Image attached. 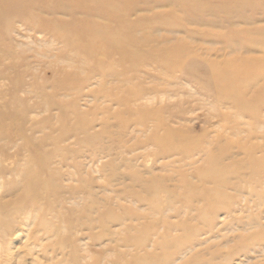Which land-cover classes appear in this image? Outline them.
Returning a JSON list of instances; mask_svg holds the SVG:
<instances>
[{
  "label": "rangeland",
  "instance_id": "obj_1",
  "mask_svg": "<svg viewBox=\"0 0 264 264\" xmlns=\"http://www.w3.org/2000/svg\"><path fill=\"white\" fill-rule=\"evenodd\" d=\"M123 1L133 64L60 36L115 29L98 4L0 0V264H264V77L239 76L241 105L210 69L264 65V0ZM167 128L188 150L155 143Z\"/></svg>",
  "mask_w": 264,
  "mask_h": 264
},
{
  "label": "bare ground",
  "instance_id": "obj_2",
  "mask_svg": "<svg viewBox=\"0 0 264 264\" xmlns=\"http://www.w3.org/2000/svg\"><path fill=\"white\" fill-rule=\"evenodd\" d=\"M89 1L93 4H98L99 9H102V10H98L100 13L102 14L111 13V17L116 16L115 21L117 23V27L115 29H110L109 27H106L105 29L99 27L98 28L92 27L87 35L80 34L79 32L76 33L73 31H70L67 34L66 33L61 34L59 27H57V29L54 28V31L60 33L61 34L60 36H62L66 40L69 46L76 45L77 51L80 54H84L89 59H103L102 54L111 49L116 53H119V55L121 56L120 59L121 63L129 61L133 64L135 61L136 62L141 61L143 57H142V53L139 50V47H142L143 40L133 38V34H132L133 29L131 26H134V24L131 23L129 24L124 17L125 12L127 11V9H129L128 6L125 5L124 1L123 0H89ZM166 57L170 67L172 65L174 67L183 68L187 66L190 60V54L188 53V50L183 46L180 47L177 51H175V53L171 55L166 54ZM152 58L156 60L154 56H152ZM99 66L102 67L103 69L102 65ZM210 69L212 71V81L216 85L217 89L220 91V94L225 95L230 100L232 99L234 103L240 102L241 105L242 102H244V98L242 97L243 94L241 92L240 83L237 82L239 76L253 75L258 79L264 77V65H258L256 67H249V66L245 67L244 65H231L229 67H225L223 71L220 69L214 70L213 66L210 65ZM244 105H247V102L244 103ZM154 140L155 143L160 144L162 148H164V150H166L167 152H169L172 149H174L175 151H179V150L185 151L188 150V146L190 144L189 142H191L192 144V139L168 128L164 129V134L161 137L154 138ZM215 172H216V166L210 167L206 171V173L200 175L201 180L212 177L214 179V176L219 177V175H221V174L215 175ZM215 182L219 185V187H221V190H223L222 188H225L226 183L224 181H221V179L220 182L219 181H215ZM160 187L162 186L160 185L159 182L148 180L144 184V193H149L151 195L153 194L156 196V194L160 192L162 189ZM195 187H196L195 185L186 184L185 192L187 190L195 192L194 189ZM222 194L223 193L218 195L217 193V198L215 199L212 198V196L208 197L209 195H204L203 193L201 195L203 197V201L205 200L207 203H209L208 205H210V207L214 209L218 207V205L225 204L224 202L226 196ZM184 231H185V227H184ZM189 239L190 237L187 238V236L186 238L180 237L178 239V242L175 243V245H172L174 247L170 249L168 248L170 246L167 245V243L164 244L163 249H164L165 261H167V258L172 253L171 250L180 249L184 244L189 242ZM147 261H144V264L154 263V260H147Z\"/></svg>",
  "mask_w": 264,
  "mask_h": 264
}]
</instances>
